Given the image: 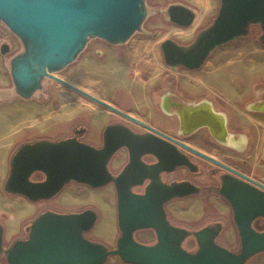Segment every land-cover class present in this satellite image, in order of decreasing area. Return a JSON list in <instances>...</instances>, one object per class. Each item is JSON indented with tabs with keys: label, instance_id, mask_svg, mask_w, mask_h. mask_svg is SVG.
<instances>
[{
	"label": "water",
	"instance_id": "95a60500",
	"mask_svg": "<svg viewBox=\"0 0 264 264\" xmlns=\"http://www.w3.org/2000/svg\"><path fill=\"white\" fill-rule=\"evenodd\" d=\"M146 1L0 0V22L20 39L23 46V51L10 61L15 95L28 100L43 89L46 78H51L154 133L139 139L128 128L112 124L105 128L100 147L76 137L23 144L10 161L9 177L4 185L7 193L38 203L53 198L71 182L94 189L113 184L117 195L120 237L117 248L109 250L83 235L95 227L97 216L41 215L27 228L29 239L16 242L7 251L9 264H105L111 256H117L127 264H246L250 258L264 253V232L253 226L256 219H264V182L252 181L255 186L249 187L223 185L220 189L221 196L233 211L241 242L239 253L213 242L210 235L220 231L221 225L215 231L195 232L199 250L194 254L188 253L182 242L191 233L166 234L148 221L157 206L165 201L198 194L200 189L192 183L163 185L157 177L154 185L161 192L160 199L148 191L143 196L133 193L132 188L142 184L146 173L151 171L142 157L153 155L166 166L167 171L189 165L187 157L175 147L177 144L216 164L220 163L55 76L73 64L91 40L99 39L113 46L128 43L143 30L149 15ZM166 16L170 23L181 27L192 26L196 19L195 11L180 3L169 5ZM251 25L260 26L262 35L259 40L264 42V0H222L219 15L196 36L193 43L183 46L167 40L161 44L164 61L172 69L198 70L216 49L247 37ZM9 51L8 44L0 46L2 55ZM200 104L174 105L177 110L173 114L177 116L180 127L195 128L193 132L203 128L218 133L220 128L215 124L217 113L200 112L190 118L184 113L179 115L185 109H198ZM210 136L219 143L212 132ZM123 148L129 152V162L118 176H113L111 160ZM35 173L43 174V179L34 180L32 175ZM160 227L162 231L165 228L163 225ZM143 228L157 231L156 245L146 246L135 240L134 232ZM3 239L4 228L0 224V254L5 252Z\"/></svg>",
	"mask_w": 264,
	"mask_h": 264
},
{
	"label": "rangeland",
	"instance_id": "374dc122",
	"mask_svg": "<svg viewBox=\"0 0 264 264\" xmlns=\"http://www.w3.org/2000/svg\"><path fill=\"white\" fill-rule=\"evenodd\" d=\"M176 3L193 9L195 21L200 16L201 22L195 29L193 25L181 27L169 22L167 7ZM146 4L149 15L143 30L128 43L113 46L99 39L91 40L79 58L55 76L202 152L238 166L257 180L264 178V128L259 126H264V114L246 110L249 103L264 99V45L258 40L261 29L253 26L247 37L216 49L198 70L172 69L164 61L161 44L173 40L183 46L190 45L199 31L213 23L220 0H147ZM2 44H8L10 51L6 55L0 52V224L4 228L5 250L0 254V264H9L7 251L16 242L25 240V228L47 210L67 213L95 208L98 221L85 237L107 248H115L120 230L114 185L94 189L72 182L52 199L38 203L7 193L4 185L9 177L10 161L23 144L62 140L79 127L85 130L81 141L100 147L103 132L109 125L120 123L134 130L143 129L51 78H46L43 89L28 100L15 95L10 61L23 51V46L0 22V46ZM166 98L180 104L210 102L215 109L229 115L231 133L247 136L245 147L238 150L219 144L207 129L187 137L177 135L176 116L161 108L160 101ZM126 162L127 151L121 149L113 157L110 170L116 173ZM204 164L205 174L192 176L205 187L203 191L199 195L174 199L166 206L167 214L173 223L192 230L199 229L207 221L222 219L225 223L219 242L234 250L239 238L232 222V209L218 194L207 192L206 187L213 184L209 175L212 165ZM174 177L182 178L183 171H178ZM37 179L38 176H34V180ZM104 206H109L113 212L111 234L99 233ZM255 227L264 230V220L256 221ZM135 236L142 243L155 240L152 231H140ZM192 244L189 240L186 247ZM105 264L127 263L111 256ZM247 264H264V253Z\"/></svg>",
	"mask_w": 264,
	"mask_h": 264
},
{
	"label": "flooded vegetation",
	"instance_id": "af4514ba",
	"mask_svg": "<svg viewBox=\"0 0 264 264\" xmlns=\"http://www.w3.org/2000/svg\"><path fill=\"white\" fill-rule=\"evenodd\" d=\"M221 5H222V0H220V6H219V10H218V14L217 16L219 15V11L221 9ZM216 16V17H217ZM253 26H258L260 28L259 25H251L250 27V30ZM261 29V28H260ZM202 31V30H201ZM199 31L197 33V35L201 32ZM196 35V36H197ZM262 35V34H261ZM260 35V36H261ZM259 40V39H258ZM259 42L264 45V42L260 41ZM193 43V42H192ZM179 44V43H178ZM264 101V99H259L256 102L258 101ZM173 103H175V101L173 100ZM177 110L174 106H173V112ZM252 113H260V114H264V113H261V112H252ZM175 115V114H174ZM176 116V115H175ZM177 118V116H176ZM178 120V119H177ZM179 122V121H178ZM118 125H122L126 128H128L132 133H134L135 135H137V137L139 139H142L144 137H149L150 135L154 134L152 131L148 130L147 128L143 127V126H140V125H137L139 126L141 129H143L142 131H138V130H134L133 128L125 125V124H120L118 123ZM85 130L84 128H76L74 133L70 136V137H67V138H74L76 137L77 139L81 140V138L83 137V135L85 134L84 133ZM178 133V132H177ZM180 136V135H179ZM181 137H184V136H181ZM187 137V136H186ZM179 140V139H178ZM180 142L182 143H185L187 144L186 142L182 141V140H179ZM188 146H190L189 144H187ZM175 147L177 148V150L182 154L184 155L185 157H187V159L189 160L190 164L187 165V166H182V167H177L176 169H174L173 171H167L166 170V166L163 165L162 163H160L156 157H154L153 155H145L142 157V160H143V163L150 167L151 168V171L150 172H147L146 175H145V178L143 180V183L140 184V185H137V186H134L132 188V192L137 194V195H140V196H143L146 194V192H150L152 193L153 196L157 197V199H160L161 198V195H160V191H158V189L155 187L154 185V181L155 179H157V177H159L162 181V184L163 185H171V184H175V183H192L194 184L195 186H197L200 190H199V193L198 194H193V195H199L203 189L205 187L201 186L199 182H197L192 176L194 175H203L205 174L204 173V169L202 168V165H206L204 163H208V164H211V171L209 173L210 177L212 178L213 180V184L210 185V186H207L206 189H207V192L209 194H212L213 192H215L216 194L219 195V198L225 200L226 202H228L224 197L221 196L220 194V189L223 187V185H231V184H235V185H243L245 187H249V186H255V184L252 182V181H259V182H264V178H261L260 180H257L256 178H254V176L252 174H248L246 172H244L242 169L238 168V166H234V165H231L230 163H228L227 161H222L210 154H207L205 152V154L215 158L220 164H216L202 156H199L185 148H183L182 146H179L177 144H175ZM192 147V146H191ZM21 148V146L18 148V150ZM194 148V147H192ZM127 151V162L124 164V166L119 170L117 171L116 173H113L112 171V174L113 176H118L122 171L123 169L125 168V166L128 164L129 162V152L126 148H123ZM197 149V148H195ZM17 150V151H18ZM198 150V149H197ZM17 151L15 152V154L17 153ZM200 151V150H199ZM202 152V151H201ZM118 153V152H117ZM116 153V154H117ZM14 154V155H15ZM115 154V155H116ZM249 159V158H248ZM112 161V160H111ZM245 163H247L246 160H243ZM111 164V163H110ZM147 167V168H148ZM147 168H145V170H147ZM183 171V177L182 178H176L174 177V174H178V171ZM32 176H38V179L37 181H40L43 179V174L41 173H35L33 174ZM72 183V182H71ZM75 183V182H74ZM113 185V184H112ZM193 195H189V196H193ZM56 196V195H55ZM189 196H186V197H173L167 201H165L161 206H157V210L154 211V213L150 216V219L148 221V223H151V224H154L156 225L157 227L160 228V232H163V233H166V234H177L179 235L180 233L181 234H186V233H191L190 235H187L184 237V240L182 242V247L185 251H187L188 253H191V254H194L196 253L198 250H199V243L197 241V239L195 238L194 236V233L195 232H199V231H203V230H206V229H211V230H214L215 229L217 230L218 229V226L221 225V229L220 231L216 232V233H213L211 234L210 236L213 237V242L218 245V246H221V247H224V248H227L226 246H224L222 243L219 242V237H220V234L222 232V229L224 227V223L225 221H223L222 219H217V220H210V221H207V223L205 225H203L202 227H200L199 229H195V230H192V229H189L188 227H185V226H180V225H177L175 223H173L168 214H167V211H166V206L171 202L173 201L174 199H183V198H187ZM52 199V198H51ZM50 200V199H49ZM42 201H48V200H42ZM41 201V202H42ZM229 204V203H228ZM232 209V208H231ZM50 213H53V214H57V215H74V216H77V217H88V216H92V215H95L98 217V211L95 209V208H92V207H87V208H84L80 211H75V212H67V213H62V212H56V211H53V210H47L45 212H43L42 214L38 215L35 220L40 217L41 215H46V214H50ZM259 219H262V218H259ZM259 219H256L254 222H253V226L255 227V223L256 221H258ZM34 220V221H35ZM264 220V219H262ZM32 221L26 228H25V231H26V238L24 241H27L29 239V230H27L28 227H31L32 223L34 222ZM232 222L234 223L235 225V222H234V216H233V211H232ZM160 225H163L165 228L164 230L162 231ZM119 227V226H118ZM255 229H257L255 227ZM93 229H91L90 231H92ZM258 231H261V232H264V230H259L257 229ZM90 231H86V232H83V235L86 236L87 233H89ZM140 231H152L154 236H155V240L152 242V243H142L140 241H138L136 239V236L135 234H137L138 232ZM120 237V236H119ZM134 238L135 240L140 243V244H143V245H146V246H154L157 244L158 242V234H157V231L154 229V228H143V229H138L137 231L134 232ZM238 246H236V248L234 250H231V249H228V250H231L232 252L234 253H239L241 251V242H240V237H239V234H238ZM118 240V239H117ZM189 240H192L193 241V244L192 246H188L186 247V244ZM94 243H97V244H100V245H103L99 242H94ZM14 245V244H13ZM104 246V245H103ZM106 247V246H105ZM107 248V247H106ZM117 248V242H116V246L115 248H107L109 250H113V249H116ZM262 254V253H261ZM259 255V254H258ZM257 256V255H255ZM254 256V257H255ZM117 257V256H116ZM253 258V257H252ZM250 258L249 260H247L246 264L252 259Z\"/></svg>",
	"mask_w": 264,
	"mask_h": 264
},
{
	"label": "bare ground",
	"instance_id": "6f19581e",
	"mask_svg": "<svg viewBox=\"0 0 264 264\" xmlns=\"http://www.w3.org/2000/svg\"><path fill=\"white\" fill-rule=\"evenodd\" d=\"M201 22V18L200 16L197 18L196 21H194L193 23V27L192 29H195L196 26ZM193 31V30H192ZM196 102L194 104H188L189 106H193L196 105ZM161 103V108L162 110H164L166 113L168 114H173V106L176 105L173 103L172 99L166 98V99H162L160 101ZM176 106L178 107H182V105L180 103H178ZM247 106H249L250 109H252L253 111H260L264 113V101H258V102H252L249 103ZM251 110V111H252ZM200 112H208L207 114H212V113H217L216 117V123L219 128L220 131L218 133L214 132L213 130L211 131L210 129L208 130L209 134L212 132V134L214 135L215 138L218 139L219 144H223L224 146H228L231 147L233 149H238V150H242L246 143H247V136L243 135V134H239V135H235L234 133H231L229 130V115L225 112L219 111L217 109H215V107L204 101L201 102L200 106L198 107V109H185L182 110L179 115L181 116V113L185 114V116H187V118H190L191 116L198 114ZM212 112V113H211ZM177 125H178V133L180 131L181 136H189L191 134H194L195 132L194 129H185L183 126L180 127L179 122L177 120ZM203 129V128H202ZM199 129V130H202ZM213 129V128H212ZM197 130V131H199ZM196 131V132H197ZM183 134V135H182ZM214 140V139H213ZM104 213H103V217L101 220L100 225L98 226L99 229V233L101 234H108V232L111 234L113 231V227H114V217H113V212L111 211V209L109 208V206H104L103 207Z\"/></svg>",
	"mask_w": 264,
	"mask_h": 264
},
{
	"label": "crops",
	"instance_id": "0c3cea01",
	"mask_svg": "<svg viewBox=\"0 0 264 264\" xmlns=\"http://www.w3.org/2000/svg\"><path fill=\"white\" fill-rule=\"evenodd\" d=\"M208 103H210V102H208ZM211 104V103H210ZM213 105V104H212ZM214 106V105H213ZM246 110H249L248 112H250L252 109H250L249 108V106H247L246 107ZM253 111V110H252ZM253 112H260V111H253ZM261 113H263V112H261ZM259 124V123H258ZM259 126H261V127H263L264 128V126H263V124H259ZM207 132H208V130H207ZM209 133V132H208ZM247 140H248V138H247Z\"/></svg>",
	"mask_w": 264,
	"mask_h": 264
},
{
	"label": "built area",
	"instance_id": "2783aa9c",
	"mask_svg": "<svg viewBox=\"0 0 264 264\" xmlns=\"http://www.w3.org/2000/svg\"><path fill=\"white\" fill-rule=\"evenodd\" d=\"M236 248V246L234 247V249Z\"/></svg>",
	"mask_w": 264,
	"mask_h": 264
}]
</instances>
